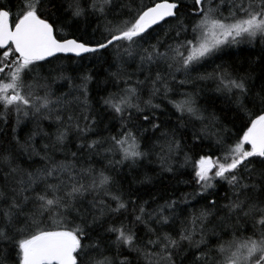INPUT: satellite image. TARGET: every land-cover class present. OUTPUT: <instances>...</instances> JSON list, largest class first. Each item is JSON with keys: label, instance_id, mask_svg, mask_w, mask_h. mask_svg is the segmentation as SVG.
<instances>
[{"label": "snow or ice", "instance_id": "1", "mask_svg": "<svg viewBox=\"0 0 264 264\" xmlns=\"http://www.w3.org/2000/svg\"><path fill=\"white\" fill-rule=\"evenodd\" d=\"M0 264H264V0H0Z\"/></svg>", "mask_w": 264, "mask_h": 264}, {"label": "trees", "instance_id": "2", "mask_svg": "<svg viewBox=\"0 0 264 264\" xmlns=\"http://www.w3.org/2000/svg\"><path fill=\"white\" fill-rule=\"evenodd\" d=\"M226 14V13H225ZM260 47L261 45L259 43L249 46L247 44H242L238 48L232 49L231 50V55L230 57H227L226 59H229L231 63H233L240 71H248L251 70L253 76L255 77H260L262 74V65L259 63L253 64L251 66V69L249 67L250 61H255L257 60V57L260 56ZM219 62V61H218ZM206 69L208 71H211V66H206ZM204 69H201L203 71ZM182 78V77H181ZM258 82V81H257ZM159 102V101H157ZM200 102L202 104H205L206 106L209 107L210 110L216 111L217 115L221 117L222 120L227 124L228 119L226 117H230L232 113L227 112L226 109V102L219 97H215L214 94L209 93L208 96L206 97L204 93H201V99ZM223 110V111H222ZM171 111V109H169ZM176 117H173V125L175 122ZM231 125H229L230 127ZM44 127L47 129L48 125L45 123ZM183 179H187V177H182ZM168 180H165V183H167ZM137 187L139 190V193L147 198L151 193H155L158 191L159 187L161 185H157V187L150 188L148 186H134ZM226 190V185L224 186L223 191ZM179 191L181 192H192L193 188L187 187L185 185H180L179 186ZM203 203V201H201ZM194 207H199V205L195 204L194 202Z\"/></svg>", "mask_w": 264, "mask_h": 264}]
</instances>
